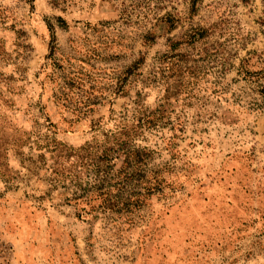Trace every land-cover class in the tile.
I'll return each instance as SVG.
<instances>
[{
  "label": "rangeland",
  "instance_id": "rangeland-1",
  "mask_svg": "<svg viewBox=\"0 0 264 264\" xmlns=\"http://www.w3.org/2000/svg\"><path fill=\"white\" fill-rule=\"evenodd\" d=\"M0 264H264V0H0Z\"/></svg>",
  "mask_w": 264,
  "mask_h": 264
},
{
  "label": "trees",
  "instance_id": "trees-1",
  "mask_svg": "<svg viewBox=\"0 0 264 264\" xmlns=\"http://www.w3.org/2000/svg\"><path fill=\"white\" fill-rule=\"evenodd\" d=\"M198 0H193L194 6ZM198 32L194 33L193 36L196 37ZM204 35H202L203 37ZM182 41H177V44H180ZM192 41H189L190 44ZM14 92V91H13ZM45 123L49 124L50 127H53V123L50 121L49 117H45ZM23 135H33V129L25 128ZM30 137H26L22 142L21 147L27 146L30 143ZM144 152V151H143ZM140 151L130 152L127 155L128 165L132 162L138 165L141 162H146V156L142 155ZM115 159V158H114ZM59 161V160H58ZM162 181L156 179L154 183H150L144 187V191H140L137 194L132 195L131 198L121 201H112L109 198H106L103 202L95 203L93 200L89 199L90 193H82L75 197L73 201L77 204L86 203V206H90L93 210H101L105 212H110L119 215L121 218H124L126 222H134L137 213L143 209L145 205L148 203V198L153 195L155 192L161 189ZM107 193V192H106ZM86 210V207L82 208Z\"/></svg>",
  "mask_w": 264,
  "mask_h": 264
}]
</instances>
